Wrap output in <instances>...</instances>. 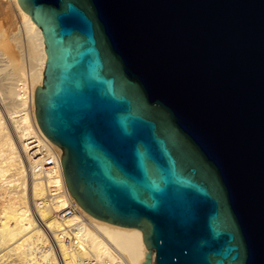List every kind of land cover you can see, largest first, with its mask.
<instances>
[{"label":"water","instance_id":"obj_1","mask_svg":"<svg viewBox=\"0 0 264 264\" xmlns=\"http://www.w3.org/2000/svg\"><path fill=\"white\" fill-rule=\"evenodd\" d=\"M66 186L142 264H264V0H18Z\"/></svg>","mask_w":264,"mask_h":264},{"label":"bare ground","instance_id":"obj_2","mask_svg":"<svg viewBox=\"0 0 264 264\" xmlns=\"http://www.w3.org/2000/svg\"><path fill=\"white\" fill-rule=\"evenodd\" d=\"M1 2L0 14L11 22L13 16L9 17ZM8 2L19 28L26 33L31 68L19 79L15 76L17 66L12 65L4 77L7 81L0 84V96L5 103L4 112L0 109V264H57L59 250L64 258L66 252L61 240L58 247L52 241L62 226L51 215V209L62 208L74 197L66 186L60 156L58 171L41 173L35 169L32 158L37 151H30L32 147L26 145L25 139L30 137L44 142L35 115L34 90L42 79L46 53L40 27L18 0ZM3 45L9 46L10 42L5 39ZM19 84L24 87L23 94ZM53 145L61 152L57 144ZM29 200L33 201L37 217ZM84 215L88 219L84 237L91 250L105 253L109 245H114L130 264H142L147 247L139 228L111 223L87 212ZM73 220L77 217L69 219Z\"/></svg>","mask_w":264,"mask_h":264},{"label":"built area","instance_id":"obj_3","mask_svg":"<svg viewBox=\"0 0 264 264\" xmlns=\"http://www.w3.org/2000/svg\"><path fill=\"white\" fill-rule=\"evenodd\" d=\"M18 86L19 92L23 94V85ZM25 142L32 147L30 151H37L32 154L37 171L41 173L58 171L60 152L45 135L44 142L34 140L33 137L25 139ZM84 214L85 211L75 200H69L62 208L51 209V215L62 226L52 241L58 247V241L61 240L66 252L64 258L59 250L57 264H130L127 256L114 245H109L108 252L105 253L90 249L84 237V229L88 225V219ZM73 217H77V220L69 221Z\"/></svg>","mask_w":264,"mask_h":264},{"label":"rangeland","instance_id":"obj_4","mask_svg":"<svg viewBox=\"0 0 264 264\" xmlns=\"http://www.w3.org/2000/svg\"><path fill=\"white\" fill-rule=\"evenodd\" d=\"M1 3L3 7L5 6L4 9L6 8L5 10L8 14H10L9 17L13 16V18L11 17L13 20L9 22L3 14H0V84L7 81L4 77H6L5 75H8L9 69L13 67L12 65L17 66V68H15L17 72L15 76L19 79L24 78L25 76H23V73L31 68L26 33L19 28V22L17 21V17L14 10H12V6L9 5L10 3L8 0H2ZM5 39L10 42L9 46L3 45ZM0 109L2 112L5 110V103L1 96ZM23 158L25 162H27V156L25 153L23 154ZM28 204L33 211V215L37 217L33 201L29 200Z\"/></svg>","mask_w":264,"mask_h":264}]
</instances>
